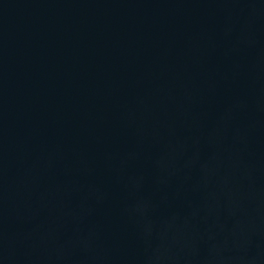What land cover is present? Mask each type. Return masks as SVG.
I'll return each mask as SVG.
<instances>
[{
  "label": "water",
  "instance_id": "water-1",
  "mask_svg": "<svg viewBox=\"0 0 264 264\" xmlns=\"http://www.w3.org/2000/svg\"><path fill=\"white\" fill-rule=\"evenodd\" d=\"M0 264H264V0H0Z\"/></svg>",
  "mask_w": 264,
  "mask_h": 264
}]
</instances>
